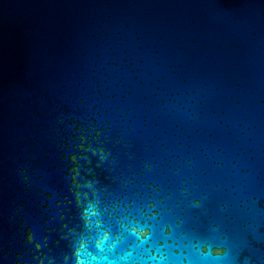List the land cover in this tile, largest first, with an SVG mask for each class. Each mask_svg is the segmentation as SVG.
Wrapping results in <instances>:
<instances>
[{
  "label": "water",
  "instance_id": "95a60500",
  "mask_svg": "<svg viewBox=\"0 0 264 264\" xmlns=\"http://www.w3.org/2000/svg\"><path fill=\"white\" fill-rule=\"evenodd\" d=\"M81 252L264 264V0H0V264Z\"/></svg>",
  "mask_w": 264,
  "mask_h": 264
},
{
  "label": "clouds",
  "instance_id": "9594fccd",
  "mask_svg": "<svg viewBox=\"0 0 264 264\" xmlns=\"http://www.w3.org/2000/svg\"><path fill=\"white\" fill-rule=\"evenodd\" d=\"M81 247L83 248V245ZM82 255H83L82 252L81 253H78V264H90V262H86L85 260L79 258ZM93 259H95V258H93Z\"/></svg>",
  "mask_w": 264,
  "mask_h": 264
}]
</instances>
